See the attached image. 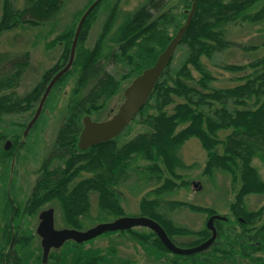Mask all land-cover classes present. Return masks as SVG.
Wrapping results in <instances>:
<instances>
[{"label":"trees","instance_id":"obj_1","mask_svg":"<svg viewBox=\"0 0 264 264\" xmlns=\"http://www.w3.org/2000/svg\"><path fill=\"white\" fill-rule=\"evenodd\" d=\"M3 1L0 37L17 29H37L57 21L67 3V0H23L24 6L18 7L11 0ZM97 1L81 29L73 66L53 88L54 91L67 77L76 74L66 119L48 158L60 165L52 173L45 170L24 213L15 210L11 203L3 206L0 213L5 227L0 239V264H29L26 254L35 236L29 230L19 233L18 227L24 216L35 217L55 201L61 206L66 229L88 231L86 228L92 223H97L96 227L126 217L120 187L129 182L132 164L139 160L147 163L142 173L156 186L142 199L140 217L155 220L179 248H196L206 243L212 235L207 227L194 232L178 226L167 213L186 209L206 214L210 219L217 214L214 210L161 200L165 194L190 186L180 174L188 170L180 152L191 138H196L207 153L205 175L213 176L215 171L227 173L236 194L230 214L225 220L215 221L217 240L213 245L206 251L182 256L172 254L154 232L143 227L100 237H129L146 251L147 264H264V208L251 212L245 203L249 196H264V181L253 165L257 157L264 160V57L248 65L226 66L228 73L246 74L238 85L221 89L213 87L217 79L203 62L232 46L228 41L229 27L264 23V0H148L118 26L121 1L94 0L79 14L77 23L49 45L52 48L61 45L62 55L26 94H19L18 89L31 66L29 52L13 59L0 56V116L34 114L52 79L68 65L81 18ZM195 1V16L178 46L186 48L183 64L173 69L171 61L149 102L121 136L81 150L78 143L84 118L101 115L109 102L122 93L125 80L133 82L156 64L185 26ZM104 10H108L107 20L98 41L89 49L85 44L91 27ZM113 65L124 68L121 79L107 71ZM137 124L144 130L122 142ZM223 131L226 133L220 137ZM11 153L12 150L2 152L7 158H0L3 165L8 164ZM93 196L99 217L87 224L92 218ZM14 223L19 225L14 227L18 231L15 233ZM92 241L82 244L68 241L64 247L51 251L48 264H132L119 260L115 246L87 249Z\"/></svg>","mask_w":264,"mask_h":264},{"label":"rangeland","instance_id":"obj_2","mask_svg":"<svg viewBox=\"0 0 264 264\" xmlns=\"http://www.w3.org/2000/svg\"><path fill=\"white\" fill-rule=\"evenodd\" d=\"M18 7L24 6L23 0H11ZM94 0H67L63 12L59 15L57 21L49 23L43 27L33 29L26 27L24 29H17L13 32H7L0 37V56L4 55L10 59L17 58L29 52L31 66L25 72L22 79L19 94L24 95L29 90L34 88L41 80L43 73L57 64V61L62 55L61 45L56 47H49L53 40H55L60 33L69 28L73 23L79 20V14L87 9L89 4ZM109 3L112 0H108ZM107 1V2H108ZM118 0H115L117 2ZM119 18L116 23L118 26L129 14L140 9L148 0H120ZM176 0H173V2ZM4 1L0 0V19L2 17V6ZM108 10H104L100 17L91 27L90 36L85 47L91 49L98 41V37L102 32V26L107 20ZM228 41L232 46L229 50L215 55L211 60L203 59L204 64L208 67L216 82L213 84L214 88H231L239 83V79L246 73H228L224 68L230 65H248L252 61L264 57V23L260 25H252L251 23H244L229 27ZM186 48L179 47L174 54L172 61V68L177 69L185 61ZM109 71L113 76L121 79L125 70L122 66H108ZM249 73V71L247 72ZM196 75V74H195ZM76 74H71L67 77L65 82L52 90V96L44 104V109L40 115L38 122L32 127L30 134L26 138L25 145H15L11 150L12 153L8 156V164L0 162V212L5 203L8 202V196H11V203L17 209L24 212L25 205L29 200L32 190L36 184L39 169L43 163L50 156L53 147L57 140V135L62 128L66 119L68 103L71 98L72 90L76 83ZM132 82L125 80L121 94L109 102L107 109L101 115H95L94 120L104 122L117 114L124 102V90ZM50 92V93H51ZM39 109L36 107L34 114ZM26 115H9L0 116V136L6 139L2 140L0 137V158L6 143L10 140L21 141L23 134L27 130V126L34 118ZM137 118V117H136ZM135 118V119H136ZM144 129L141 125H133L127 136L122 140L126 142L138 135ZM226 132L223 131L219 136L222 137ZM221 151V150H220ZM6 152V151H5ZM181 157L186 163L188 170L180 172L185 177V181L189 183V187L172 192V194H165L161 200L168 202H185L190 205H197L203 208L214 210L218 215L227 217L230 214V206L234 201L236 194L233 191L231 178L227 173L215 171L213 176L205 175L204 169L207 164V153L204 151L201 143L196 138H191L181 149ZM14 159V160H13ZM2 160V158H1ZM56 166L60 162L54 163ZM254 167L259 171L262 180L264 181V160L257 157L253 163ZM147 166V163L139 160L132 164V172L130 173L129 182L123 184L122 192V206L125 209V216L127 218L140 217V203L143 198L149 195L154 188L155 182L148 180L142 173V168ZM12 167L15 171L12 183L9 182ZM87 174L85 175V177ZM152 197V196H151ZM91 216L87 220L92 223L95 218L99 217V210L96 197H92ZM247 209L251 212L258 211L264 208V196H249L245 200ZM46 209H53L55 212L56 229H66L65 222H63V212L58 202L51 203L45 206L44 209L38 212L35 217L24 216L21 220V226L14 223V227L19 228V233L29 230L35 236L32 246L27 250L26 256L30 259L29 264H43V248L41 245V238L37 234V229L40 225V212ZM21 212V213H22ZM168 217L180 227H187L192 231H200L205 229L209 220L205 214L192 213L189 210L168 212ZM0 213V239L3 237V229L5 227V220ZM97 223L90 224L86 229L94 227ZM182 242V241H181ZM183 243V242H182ZM115 246L118 252V258L122 261H130L132 264H147L148 257L139 244H135L129 240V237H120L118 235L110 237H100L95 239L91 244L87 245V249L93 247L94 249H107ZM35 257V259H34ZM36 257H41L39 262H36ZM48 264V263H47Z\"/></svg>","mask_w":264,"mask_h":264},{"label":"water","instance_id":"obj_3","mask_svg":"<svg viewBox=\"0 0 264 264\" xmlns=\"http://www.w3.org/2000/svg\"><path fill=\"white\" fill-rule=\"evenodd\" d=\"M99 1L94 3L90 9L83 15L79 26L77 28V33L74 38V44L71 49V55L69 59V64L60 71V73L50 82V86L47 88L43 99L40 102V107L36 112L33 120L28 125L26 134L31 131V127L39 120L40 115L44 109V104L50 92L57 85L56 83L70 71L74 64V59L76 56V48L78 45V40L82 32V27L89 16V13L94 9ZM197 1L188 13L189 16L186 23L178 33L175 39L167 46L168 48L164 53H162L158 58L156 64L145 70L143 74L136 77L134 82L125 89L124 93V104L120 107L117 114L105 122H93L91 117H86L84 119V130L80 135V141L78 147L81 150L96 147V145L104 144L106 142L116 139V137L121 136L122 133L132 124L133 120L140 114V111L147 105L149 99L155 91L157 84L160 82L162 76L166 72L167 66L173 60V56L178 49V46L182 43L185 38V34L190 28V24L195 16ZM11 142L7 143L5 146L6 150H10ZM40 225L37 229V234L41 238V245L43 248V264H47L50 253L52 250H58L66 245L68 241H73L75 243H89L91 240L100 238L105 234L110 232L116 233L121 231H131L134 228H146L154 232L158 239L162 242V245L168 249L172 254H178L182 256L193 255L198 252L206 251L213 243L217 240V227L215 226L216 220H225L223 217L216 215L209 219L207 222V228L211 232V238L196 248H179L172 240L168 237L165 229L162 228L155 220H151L146 217H123L114 222L102 223L98 226L89 229L88 231H76L74 229H62L56 230L55 228V212L53 209L45 210L39 217Z\"/></svg>","mask_w":264,"mask_h":264},{"label":"flooded vegetation","instance_id":"obj_4","mask_svg":"<svg viewBox=\"0 0 264 264\" xmlns=\"http://www.w3.org/2000/svg\"><path fill=\"white\" fill-rule=\"evenodd\" d=\"M29 125V124H28ZM28 127V126H27ZM34 127V126H33ZM28 129V128H27ZM32 130V129H31ZM27 131V130H26ZM31 132V131H30ZM30 132L28 133V134H26V132H25V134H23V137H22V139H21V141H17V140H10L12 143V146H11V148H10V150L15 146V145H18L17 146V148L18 147H21V145H25V143H26V138H27V136L30 134ZM10 150L9 151H7V150H5V148H4V151H7V152H10ZM54 150V149H53ZM53 152V151H52ZM52 152H51V154H52ZM50 154V155H51ZM50 157V156H49ZM48 157V158H49ZM48 158H47V160L43 163V165H42V167L39 169L40 171H39V173H38V177H37V182H38V180H40V178L42 177V176H44V172H45V170H49L50 172L49 173H52V172H54L55 170H53L54 169V167H56V165L54 164L55 162H58V161H56V160H54V161H52V162H49L48 161ZM14 160V159H13ZM46 163V164H45ZM11 172V174H10V179H9V182H11L12 183V179H13V177H14V174H15V171H14V169H13V167H12V170L10 171ZM37 182H36V184H37ZM35 184V185H36ZM34 189V188H33ZM33 191V190H32ZM33 193V192H32ZM32 195V194H31ZM31 197V196H30ZM30 199V198H29ZM8 200H9V203H11L12 201H14V200H12V198H11V196H8ZM28 202V201H27ZM14 204V203H13ZM12 203H11V205H13ZM25 207H26V205H25ZM15 210H17V207H15ZM46 210H48V209H46ZM22 213H24V212H22ZM21 213V214H22ZM40 215H41V212H40Z\"/></svg>","mask_w":264,"mask_h":264}]
</instances>
